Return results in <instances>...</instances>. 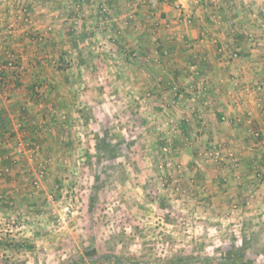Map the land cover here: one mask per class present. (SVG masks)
Returning a JSON list of instances; mask_svg holds the SVG:
<instances>
[{
  "label": "crops",
  "instance_id": "1",
  "mask_svg": "<svg viewBox=\"0 0 264 264\" xmlns=\"http://www.w3.org/2000/svg\"><path fill=\"white\" fill-rule=\"evenodd\" d=\"M9 60L22 71L6 70L0 87L4 202L27 191L21 175L33 169L7 140L43 142V124L68 126L64 112L90 106L78 95L96 87L175 111L181 136L212 146L264 195V0H0V64ZM228 169L216 183L232 181Z\"/></svg>",
  "mask_w": 264,
  "mask_h": 264
},
{
  "label": "rangeland",
  "instance_id": "2",
  "mask_svg": "<svg viewBox=\"0 0 264 264\" xmlns=\"http://www.w3.org/2000/svg\"><path fill=\"white\" fill-rule=\"evenodd\" d=\"M96 90L80 91L91 105L64 112L68 126L43 124V142L7 140L33 169L30 192L0 196V264H264V195L237 166L181 136L175 111ZM226 167L232 181L216 183Z\"/></svg>",
  "mask_w": 264,
  "mask_h": 264
},
{
  "label": "built area",
  "instance_id": "3",
  "mask_svg": "<svg viewBox=\"0 0 264 264\" xmlns=\"http://www.w3.org/2000/svg\"><path fill=\"white\" fill-rule=\"evenodd\" d=\"M144 1L151 8H157L158 5H159V3H160V0H144ZM186 23L187 24H190L191 23V19H187L186 20ZM233 57L236 58L237 57V54H233ZM9 67H10V69L18 70L19 72L22 71V66L21 65H19L18 67H14L13 65H9ZM258 90H260V88H258ZM259 135H260V133H258V132L254 133V136H259ZM23 144L24 143L20 142V143H18L17 147H22ZM36 148L38 149V146H36ZM33 151H35V150H33ZM35 152H37V151H35ZM45 168L46 167H45V165L43 163H41L39 165V169L40 170H39L37 176L35 177V179H32V181H31L34 186H37L38 183L40 182L39 181L40 178L42 179L44 177V173H45L44 169ZM52 199H53V196L49 195L48 196V200H52ZM0 224L3 225V222L1 223V221H0Z\"/></svg>",
  "mask_w": 264,
  "mask_h": 264
},
{
  "label": "trees",
  "instance_id": "4",
  "mask_svg": "<svg viewBox=\"0 0 264 264\" xmlns=\"http://www.w3.org/2000/svg\"><path fill=\"white\" fill-rule=\"evenodd\" d=\"M9 65H13L14 67H18L19 66V64L17 62L12 61V60H9V61H7L5 63H1L0 64V87L5 84V78H6V73L5 72H6V70H10V71L12 70L14 72L17 71V74H19L18 70L10 69ZM106 258H109V255H105V256L101 257L100 259H106ZM113 259L115 260V262H119L115 257H113ZM79 260H81V259H79Z\"/></svg>",
  "mask_w": 264,
  "mask_h": 264
}]
</instances>
